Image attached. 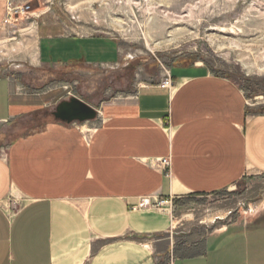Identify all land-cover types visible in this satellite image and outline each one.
Returning a JSON list of instances; mask_svg holds the SVG:
<instances>
[{
    "label": "crops",
    "instance_id": "1",
    "mask_svg": "<svg viewBox=\"0 0 264 264\" xmlns=\"http://www.w3.org/2000/svg\"><path fill=\"white\" fill-rule=\"evenodd\" d=\"M6 18L0 0V30ZM124 48L111 34L49 21L35 70L0 77V264H264L261 206L247 212L245 201L200 223L134 210L143 198L182 208L263 185L264 112L202 64L175 65L171 89L121 94ZM104 82L111 89L97 90ZM72 98L98 118H56Z\"/></svg>",
    "mask_w": 264,
    "mask_h": 264
},
{
    "label": "rangeland",
    "instance_id": "2",
    "mask_svg": "<svg viewBox=\"0 0 264 264\" xmlns=\"http://www.w3.org/2000/svg\"><path fill=\"white\" fill-rule=\"evenodd\" d=\"M30 6L39 19L19 20L0 30V75L35 70L40 28L49 21H68L77 31L119 38L135 57L114 77L121 94L162 83L175 65L202 64L238 83L249 105L264 112V0H34ZM107 89L106 82L97 86ZM245 201L251 203L247 212L264 209V184L237 186L169 209L177 219L210 222Z\"/></svg>",
    "mask_w": 264,
    "mask_h": 264
},
{
    "label": "built area",
    "instance_id": "3",
    "mask_svg": "<svg viewBox=\"0 0 264 264\" xmlns=\"http://www.w3.org/2000/svg\"><path fill=\"white\" fill-rule=\"evenodd\" d=\"M34 0H5L7 5V18L5 20V24H12V22H17L19 20H35L39 19L41 15L35 14L31 10L30 3ZM131 55L125 56L127 61H132ZM2 75H0L1 77ZM174 85V82L171 77V73L167 72L165 80L162 82L161 87L164 89H171ZM160 164L165 170H168V173L171 174V160L170 159H162L157 162ZM172 207V202H168L165 200L159 202H153L149 198H143L140 201V204L134 208V210L139 209H148L155 208L159 210H167V208Z\"/></svg>",
    "mask_w": 264,
    "mask_h": 264
},
{
    "label": "water",
    "instance_id": "4",
    "mask_svg": "<svg viewBox=\"0 0 264 264\" xmlns=\"http://www.w3.org/2000/svg\"><path fill=\"white\" fill-rule=\"evenodd\" d=\"M55 117L67 122H90L98 118V112L78 98L61 103L56 110Z\"/></svg>",
    "mask_w": 264,
    "mask_h": 264
},
{
    "label": "bare ground",
    "instance_id": "5",
    "mask_svg": "<svg viewBox=\"0 0 264 264\" xmlns=\"http://www.w3.org/2000/svg\"><path fill=\"white\" fill-rule=\"evenodd\" d=\"M132 56H130V58H131ZM132 59L134 60V58L132 57ZM167 210H169L170 211V209L169 208H167Z\"/></svg>",
    "mask_w": 264,
    "mask_h": 264
}]
</instances>
